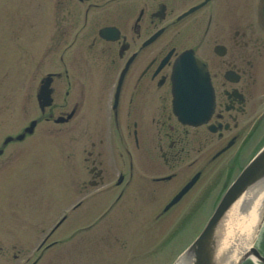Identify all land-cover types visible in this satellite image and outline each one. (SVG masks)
<instances>
[{"label":"flooded vegetation","instance_id":"1","mask_svg":"<svg viewBox=\"0 0 264 264\" xmlns=\"http://www.w3.org/2000/svg\"><path fill=\"white\" fill-rule=\"evenodd\" d=\"M188 49L206 62L215 99L210 119L197 126L182 123L173 106L174 66ZM9 71L17 78L15 103L34 108L16 135L41 116L16 143H33L35 153L56 139L52 125L63 119L62 154L81 197L73 210H84L81 220L97 215L96 226L106 201L127 222L137 202L150 212L146 206L174 197L195 176L185 197L195 193V204L220 198L264 145V0H47L13 10L5 1L0 122ZM45 78L52 103L42 111ZM4 137L0 132V264H52L53 230L41 241L38 230L23 233L16 206L14 225L3 218L8 182L18 174L8 150L14 142L3 146Z\"/></svg>","mask_w":264,"mask_h":264},{"label":"rangeland","instance_id":"2","mask_svg":"<svg viewBox=\"0 0 264 264\" xmlns=\"http://www.w3.org/2000/svg\"><path fill=\"white\" fill-rule=\"evenodd\" d=\"M5 1L13 10L20 3L40 5L47 0H0V7ZM10 72L6 76L5 84L2 82L1 88L6 98L4 102H1L3 114L1 117L4 120L0 122V132L4 136L15 135L22 126L27 124L31 113L34 115L32 106H19L15 103L17 78L13 77L14 72ZM43 124L38 127L39 132L46 128V124ZM52 128L56 139L50 143L39 144L42 148L35 153H32L31 149L33 143L29 146H26L28 143L20 145L15 143L8 148V150L14 149L12 155L14 162H17L14 167L18 168V174L12 176V180L8 182L10 191L4 199L2 215L7 225H14L11 215L15 214V211L10 212V206L12 209L16 206L21 218L22 232H30L32 228L34 231L38 230L37 241L41 240L47 230L55 227L64 215L68 214L72 205L81 198L78 191H74L75 188L78 190V186L70 181L68 159L66 161L62 154L68 148L65 136L61 135L66 131L67 126L54 124ZM16 145L19 146L15 148ZM50 145L56 148H49ZM70 145L76 147L77 142L72 140ZM10 194L13 195L12 200H9ZM112 194L114 192L107 194V198H110ZM134 196L133 200L137 202L136 197L140 195L134 192ZM193 198V195L186 196L170 214L159 219L155 218L152 212V208L157 203L152 205V211L143 213L144 205L137 202L133 214L128 215L129 222H121V217H126L127 214H116L117 207H114L113 210H108L101 221V229L92 228L78 233L75 232L79 227L94 222L97 215H92L88 220H81L84 210H79L72 216L70 214L69 219L55 231L54 241L66 243L53 248L52 264H174L180 254L201 233L211 216L215 203L217 205L219 201L218 199L215 202V196L211 202L209 200L206 205L203 204L193 215L186 216L183 212L190 206ZM158 203L160 206L164 201L161 200ZM150 207L146 206L145 209L149 210ZM107 209L106 201L103 213ZM114 215L120 223L111 224L113 227L111 226L110 232V221ZM110 233L113 238L109 236ZM116 234L120 235L115 238L118 244L113 241Z\"/></svg>","mask_w":264,"mask_h":264},{"label":"water","instance_id":"3","mask_svg":"<svg viewBox=\"0 0 264 264\" xmlns=\"http://www.w3.org/2000/svg\"><path fill=\"white\" fill-rule=\"evenodd\" d=\"M188 57L193 59V56ZM193 61L195 62V60ZM47 85L48 84H46V87ZM174 89L176 111L183 121L191 124L203 122L205 116L208 115L209 106H213L211 103V88L205 65H197L196 63H193L190 70L186 72L178 71ZM48 95L47 90L44 91V89H41L39 98L40 106L42 108L50 103ZM197 112H204L205 116L196 118ZM34 125L35 123H32L28 130L31 131ZM10 140H12V138H8L7 142ZM188 188L189 187H187L183 193ZM252 192L254 193V198L258 193L264 194V149L243 171L238 180L225 194L207 226L184 253L181 260L185 259L191 264H219L217 252L220 244L223 242L222 229L225 223V217L238 200L244 198L248 199L249 202L253 201V194L250 195ZM178 198L179 197L174 199L171 205L174 204ZM248 206L249 204L246 207L244 205V208L246 209ZM263 222L264 212L258 223L252 247L240 258L237 264H242L248 259H255L264 264V256L254 246L256 236L258 235Z\"/></svg>","mask_w":264,"mask_h":264},{"label":"bare ground","instance_id":"4","mask_svg":"<svg viewBox=\"0 0 264 264\" xmlns=\"http://www.w3.org/2000/svg\"><path fill=\"white\" fill-rule=\"evenodd\" d=\"M259 190V189H258ZM252 200L240 199L225 217L222 229L223 242L217 252L219 264H237L240 258L252 247L258 223L264 212V194H257ZM248 206V208H244ZM178 264H191L180 260Z\"/></svg>","mask_w":264,"mask_h":264},{"label":"crops","instance_id":"5","mask_svg":"<svg viewBox=\"0 0 264 264\" xmlns=\"http://www.w3.org/2000/svg\"><path fill=\"white\" fill-rule=\"evenodd\" d=\"M261 241H262V244L260 243V247L264 251V232H263V235L261 237Z\"/></svg>","mask_w":264,"mask_h":264}]
</instances>
